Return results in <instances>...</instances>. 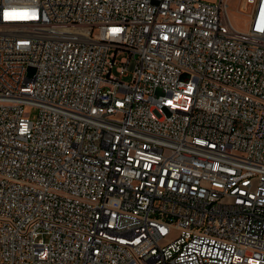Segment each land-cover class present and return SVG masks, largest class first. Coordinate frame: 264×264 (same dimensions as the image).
<instances>
[{
  "label": "built area",
  "instance_id": "obj_1",
  "mask_svg": "<svg viewBox=\"0 0 264 264\" xmlns=\"http://www.w3.org/2000/svg\"><path fill=\"white\" fill-rule=\"evenodd\" d=\"M238 12L0 0V264H264V0Z\"/></svg>",
  "mask_w": 264,
  "mask_h": 264
},
{
  "label": "rangeland",
  "instance_id": "obj_2",
  "mask_svg": "<svg viewBox=\"0 0 264 264\" xmlns=\"http://www.w3.org/2000/svg\"><path fill=\"white\" fill-rule=\"evenodd\" d=\"M206 1L212 2L214 0H206ZM239 1L240 0H228L229 16L234 28L241 33H246L248 29V21L241 13L238 12ZM31 73H32V69L29 70V74ZM124 80L126 82H130L131 78L126 77ZM28 112H29V119L31 121H35L38 115V110L36 108H30Z\"/></svg>",
  "mask_w": 264,
  "mask_h": 264
}]
</instances>
